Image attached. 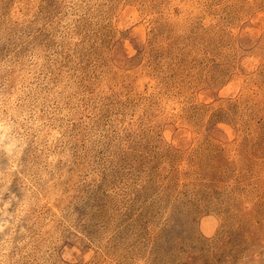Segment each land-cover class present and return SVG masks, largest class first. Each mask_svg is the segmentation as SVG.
<instances>
[{"label":"rangeland","instance_id":"1","mask_svg":"<svg viewBox=\"0 0 264 264\" xmlns=\"http://www.w3.org/2000/svg\"><path fill=\"white\" fill-rule=\"evenodd\" d=\"M0 264H264V0H0Z\"/></svg>","mask_w":264,"mask_h":264},{"label":"bare ground","instance_id":"2","mask_svg":"<svg viewBox=\"0 0 264 264\" xmlns=\"http://www.w3.org/2000/svg\"><path fill=\"white\" fill-rule=\"evenodd\" d=\"M3 135V134H2Z\"/></svg>","mask_w":264,"mask_h":264}]
</instances>
